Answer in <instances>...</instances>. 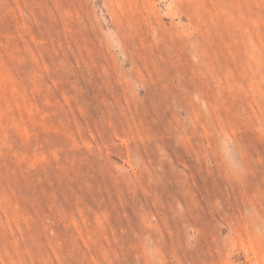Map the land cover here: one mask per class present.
<instances>
[{"label": "rangeland", "instance_id": "374dc122", "mask_svg": "<svg viewBox=\"0 0 264 264\" xmlns=\"http://www.w3.org/2000/svg\"><path fill=\"white\" fill-rule=\"evenodd\" d=\"M0 264H264V0H0Z\"/></svg>", "mask_w": 264, "mask_h": 264}]
</instances>
